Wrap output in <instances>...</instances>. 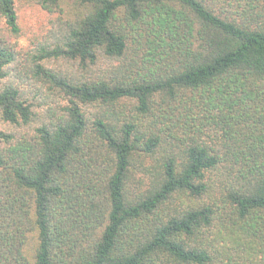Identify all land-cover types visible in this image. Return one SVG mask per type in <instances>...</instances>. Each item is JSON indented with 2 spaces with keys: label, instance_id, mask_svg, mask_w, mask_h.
I'll use <instances>...</instances> for the list:
<instances>
[{
  "label": "trees",
  "instance_id": "obj_1",
  "mask_svg": "<svg viewBox=\"0 0 264 264\" xmlns=\"http://www.w3.org/2000/svg\"><path fill=\"white\" fill-rule=\"evenodd\" d=\"M0 264H264V0H0Z\"/></svg>",
  "mask_w": 264,
  "mask_h": 264
},
{
  "label": "rangeland",
  "instance_id": "obj_2",
  "mask_svg": "<svg viewBox=\"0 0 264 264\" xmlns=\"http://www.w3.org/2000/svg\"><path fill=\"white\" fill-rule=\"evenodd\" d=\"M52 16L39 7L24 6L20 11V27L21 32L18 38H13V42L17 43V50L24 54L28 50H32L35 46L47 43L51 29ZM36 44V45H34ZM115 63L102 58L97 71H104L111 68ZM50 67L64 69L65 71H73L72 66L63 61L51 62Z\"/></svg>",
  "mask_w": 264,
  "mask_h": 264
}]
</instances>
